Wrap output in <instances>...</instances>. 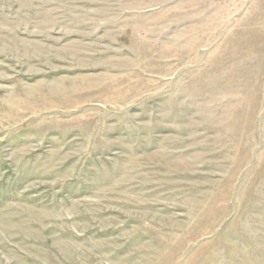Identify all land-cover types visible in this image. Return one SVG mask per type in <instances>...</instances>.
I'll list each match as a JSON object with an SVG mask.
<instances>
[{
	"label": "rangeland",
	"instance_id": "obj_1",
	"mask_svg": "<svg viewBox=\"0 0 264 264\" xmlns=\"http://www.w3.org/2000/svg\"><path fill=\"white\" fill-rule=\"evenodd\" d=\"M0 264H264V0H0Z\"/></svg>",
	"mask_w": 264,
	"mask_h": 264
}]
</instances>
